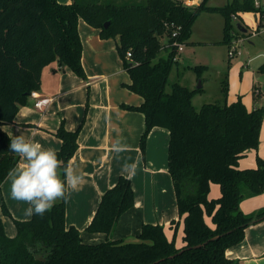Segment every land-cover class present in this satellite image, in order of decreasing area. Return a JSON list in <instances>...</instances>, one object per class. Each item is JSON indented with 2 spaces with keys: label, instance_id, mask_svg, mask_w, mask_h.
I'll return each instance as SVG.
<instances>
[{
  "label": "trees",
  "instance_id": "16d2710c",
  "mask_svg": "<svg viewBox=\"0 0 264 264\" xmlns=\"http://www.w3.org/2000/svg\"><path fill=\"white\" fill-rule=\"evenodd\" d=\"M208 2L201 0L195 10H189L177 0H73L71 4L0 0V189L9 170L20 163L9 151L10 136L3 127L14 123L31 94L40 90L45 67L58 61L86 79L79 33L83 20L100 30L102 39H119L118 52L131 78L126 87L144 99L140 106H123L145 115L142 152L154 128L169 131V173L183 221L182 244L176 235L170 240L164 226L158 224L144 225L136 242L113 241L121 216L135 205L131 180L120 176L102 196L86 229L107 235L105 242L87 244L79 229L67 226L65 198L43 216L15 220V237L6 234L0 218V264L236 263L227 257V251L244 241L251 223L264 219V208L250 214L241 208L246 199L264 193V159L257 157L254 168L240 167L247 152L259 149L264 107L249 110L241 99L228 103L226 76L223 100L197 110L193 96L203 88L191 90L176 82L168 91L171 72L179 62L174 61V50L159 57L173 23L182 26L180 40L187 45L199 15L219 13L225 19L222 43L230 45L236 34L245 35L231 17L260 11L253 0H231L222 7H211ZM204 69L193 70L201 76ZM82 125L70 131L62 123L55 133L61 140L58 157L66 165L79 148ZM212 184L220 186L219 198L210 197ZM178 225L174 222L173 228Z\"/></svg>",
  "mask_w": 264,
  "mask_h": 264
},
{
  "label": "crops",
  "instance_id": "0c3cea01",
  "mask_svg": "<svg viewBox=\"0 0 264 264\" xmlns=\"http://www.w3.org/2000/svg\"><path fill=\"white\" fill-rule=\"evenodd\" d=\"M58 1L61 4L73 2ZM79 33L83 43L82 64L88 79L78 78L58 61L50 64L43 70L41 88L37 92L42 97L52 99L49 106L44 111L38 110L34 107L35 99L31 97L29 105L20 109L14 123L3 129L9 136L23 134L27 139H34L45 148H53L57 152L61 148V140L55 133L61 124L74 131L83 123L78 139L79 148L69 164L84 174V183L77 191L69 190L66 196V223L80 230L85 243L99 244L107 240V235L89 233L86 229L104 193L117 183L120 176L129 178L122 172L123 166L135 163V175L129 178L135 193V205L121 216L111 239L136 242L144 225L158 224L164 226L170 240L176 235L178 244H182L183 221L179 216L169 173V131L154 128L147 139L145 153L142 152L145 115L123 106L137 107L143 104L144 99L126 87L131 84V78L118 52L119 39H102L100 30L90 27L83 20L79 21ZM182 59L181 56L178 64ZM200 82L202 85L203 81ZM253 88L258 101L246 103L249 110L264 107V78ZM195 89L199 88L191 90ZM244 91H247L246 87ZM222 100L221 91L216 102ZM227 102L234 103L228 98ZM120 137L130 148L117 154L110 149ZM257 157L264 159V123L259 149L247 152L240 161L241 168H254ZM220 196V186L212 184L210 197ZM1 200H5L14 220L32 218L25 215L29 204L11 198V181L8 178L0 189ZM241 208L246 214L264 208V193L246 199ZM0 218L6 227V218L2 215ZM174 222H179L176 230L173 228ZM6 234L9 237L16 235L7 231V228ZM227 257L234 260L235 264H264V219L245 230L244 241L230 248Z\"/></svg>",
  "mask_w": 264,
  "mask_h": 264
},
{
  "label": "rangeland",
  "instance_id": "374dc122",
  "mask_svg": "<svg viewBox=\"0 0 264 264\" xmlns=\"http://www.w3.org/2000/svg\"><path fill=\"white\" fill-rule=\"evenodd\" d=\"M230 1L209 0L208 5L211 7H222ZM177 2L182 3L189 10L197 8V5L189 0H177ZM198 2L201 3V0H198ZM253 13L256 12L241 13L240 16ZM224 24L225 19L221 14L202 12L192 27V35L188 40L190 44L185 46L181 54L182 61L173 68L170 75L168 91H170L171 85L177 81L182 85H186L189 89L198 87L200 81H203L204 91L195 94L192 100L193 105L197 109H200L203 104L216 103V100L221 95L222 83L226 76L229 83L227 97L230 102H236L239 99L244 104L251 103L253 100L258 101L254 94L253 86L260 84V79L264 78V72L260 70V67L264 65V30L259 31L261 33L252 40L240 43L239 54L230 58L228 54L229 45L222 43ZM232 24L237 26V22L232 21ZM248 29H250V26ZM246 35L236 34L235 36L239 39H246ZM163 42L165 43L166 40ZM191 42L196 44H191ZM168 53L169 50H162L159 57H166ZM199 66L205 67L201 76L193 70ZM87 79L86 75L84 80ZM245 87L247 91L243 92ZM30 100L31 97L26 106L29 105ZM0 215L6 218L5 231L7 228V231L16 234L15 218L9 211L5 200L0 201Z\"/></svg>",
  "mask_w": 264,
  "mask_h": 264
},
{
  "label": "clouds",
  "instance_id": "9594fccd",
  "mask_svg": "<svg viewBox=\"0 0 264 264\" xmlns=\"http://www.w3.org/2000/svg\"><path fill=\"white\" fill-rule=\"evenodd\" d=\"M9 139V151L20 158V163L8 173L11 198L30 205L25 215L43 216L57 201L65 199L69 190L77 191L84 183V174L72 165H66L53 148H45L23 134L11 135ZM129 148L130 145L120 137L110 150L119 154ZM136 167L135 163H126L122 172L131 178L135 175Z\"/></svg>",
  "mask_w": 264,
  "mask_h": 264
},
{
  "label": "built area",
  "instance_id": "2783aa9c",
  "mask_svg": "<svg viewBox=\"0 0 264 264\" xmlns=\"http://www.w3.org/2000/svg\"><path fill=\"white\" fill-rule=\"evenodd\" d=\"M180 1V0H179ZM184 1V0H183ZM187 1V0H186ZM192 1L194 4L199 6L200 2L198 0H189ZM255 6L260 11L253 13V14H246L242 16L233 15L232 21L241 23L243 27L247 28V32L245 35L247 36L246 39H239L235 38L229 45L228 54L230 58L235 57L239 54L238 48L240 43H244L245 41L252 40L253 38L259 35V31H261V20H262V11H264V0H253ZM182 4V3H181ZM250 26V29L248 27ZM237 27V26H236ZM170 28L172 29V33L169 38L165 39L166 42L163 43V50L175 51L174 61L179 62L181 54L184 51L186 46L185 43L181 42V34L183 31L182 26L177 25L175 23L171 24ZM132 55L128 53L127 57L130 58ZM31 97L35 99L34 107L38 110L44 111L45 108L49 106L52 99L47 97L40 96L37 92H33Z\"/></svg>",
  "mask_w": 264,
  "mask_h": 264
},
{
  "label": "water",
  "instance_id": "95a60500",
  "mask_svg": "<svg viewBox=\"0 0 264 264\" xmlns=\"http://www.w3.org/2000/svg\"><path fill=\"white\" fill-rule=\"evenodd\" d=\"M109 25H110V23H107V24L105 25V28H108ZM237 28H238L239 30H241V32H243V33H246V32H247V29H246L245 27H243V25H242L241 23H238V24H237ZM198 88H199V89L202 88L201 82H200ZM253 223H254V222H253ZM253 223H251V224H253Z\"/></svg>",
  "mask_w": 264,
  "mask_h": 264
}]
</instances>
